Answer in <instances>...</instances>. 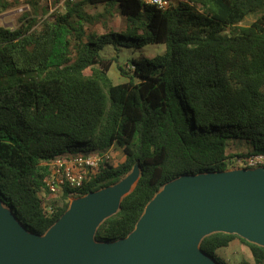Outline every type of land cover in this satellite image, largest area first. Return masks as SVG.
Wrapping results in <instances>:
<instances>
[{"label":"trees","instance_id":"trees-1","mask_svg":"<svg viewBox=\"0 0 264 264\" xmlns=\"http://www.w3.org/2000/svg\"><path fill=\"white\" fill-rule=\"evenodd\" d=\"M30 4L35 16L25 13L19 29L0 27V199L27 233L45 236L72 197L118 185L137 169L136 187L95 235L97 244L116 243L136 230L167 185L225 173L236 157L264 153V0H174L165 12L139 0H66L64 15L42 22L40 2ZM99 7L97 15L85 11ZM114 11L129 40L114 30L88 31ZM133 43L167 51L133 59L120 69L129 82L116 85L112 60L106 65L101 53ZM230 140L251 150L229 154ZM113 146L123 150L122 164L104 163L81 188L52 197L45 162ZM237 239L254 264H264V247L236 234H210L200 247L226 264L218 252Z\"/></svg>","mask_w":264,"mask_h":264},{"label":"water","instance_id":"water-1","mask_svg":"<svg viewBox=\"0 0 264 264\" xmlns=\"http://www.w3.org/2000/svg\"><path fill=\"white\" fill-rule=\"evenodd\" d=\"M244 172L176 180L148 206L136 230L113 244L96 245L95 235L105 214L120 209L124 187L76 202L75 213L65 215L47 239L0 213V264H218L200 245L221 232L264 247V169Z\"/></svg>","mask_w":264,"mask_h":264},{"label":"rangeland","instance_id":"rangeland-1","mask_svg":"<svg viewBox=\"0 0 264 264\" xmlns=\"http://www.w3.org/2000/svg\"><path fill=\"white\" fill-rule=\"evenodd\" d=\"M31 0H0V27L7 28V29H19L22 25L23 15L25 13H29L31 16L34 15V9L30 4ZM40 2V10L39 15L41 16V22L43 19H50L55 20L57 16L64 15L66 13L65 1L61 0L57 3L56 0H38ZM2 2V4H1ZM5 6V7H3ZM44 11H46V15H44ZM86 13H90L92 15H97L98 13H102L104 9L99 7L97 9L94 8H86ZM115 16L107 18H101L96 20L95 24H87V28L89 32H97L102 34L104 32H108L114 30L115 32H119L122 34L127 40L131 38L126 32V22L125 20L116 12ZM145 16V15H143ZM259 14L249 16L243 23L240 24L242 27L250 26L252 23L257 21L259 18ZM40 20V18H39ZM146 20V16H145ZM40 28V24L37 26L36 29ZM167 51V46L164 44H157V45H146V46H139L136 43L131 44V46H107L104 48L103 52L101 53L102 58L107 65L109 60H112L111 67L109 70V78L112 82L116 85L124 84L129 82V79L124 77L120 69L125 68L128 69V63L131 62L133 59H154L157 56L163 55ZM75 55L72 56V60H75ZM87 76L92 75V71L88 69L86 72ZM178 87V86H177ZM228 152L234 151L237 154L247 153L251 150V147L247 145L245 142L237 141V140H230L228 143ZM117 150H113L110 152L111 160L109 161L110 164L113 166H119L124 159V155L122 151L117 153ZM123 157V158H122ZM230 174H243L245 170H238L229 168ZM140 177L139 170H133L130 174H128L118 185L112 186L108 189L102 190V192H110L114 193L117 192L119 187H124V195L126 196L131 191L134 190L136 187V183ZM123 188V189H124ZM165 189V188H164ZM162 190V192L164 191ZM123 195V196H124ZM88 197V196H86ZM85 198V197H82ZM82 198L72 197L70 199V207L66 214V216H70L75 213L76 210V202L82 200ZM119 211V208L116 207L115 209L111 210L110 212L105 214L103 219H108L116 215ZM0 213L9 221H11L15 227L24 228L13 219L10 215L9 210L4 205H0ZM50 232V231H49ZM49 232L41 237L40 239H47ZM27 233V232H26ZM29 234V233H28ZM100 245V244H96ZM218 256L226 263V264H254V260L251 254L250 249L242 244L240 240H235L228 248L220 250L218 252Z\"/></svg>","mask_w":264,"mask_h":264},{"label":"built area","instance_id":"built-area-1","mask_svg":"<svg viewBox=\"0 0 264 264\" xmlns=\"http://www.w3.org/2000/svg\"><path fill=\"white\" fill-rule=\"evenodd\" d=\"M67 1L75 3L78 0ZM139 1L155 6L163 12L168 11L174 3V0ZM110 160V152L57 157L44 163L49 169V175L44 183L52 197L58 198L66 187L71 189L81 188L84 183L89 182L99 172L102 164L109 163ZM230 169L245 171L264 169V153L236 157Z\"/></svg>","mask_w":264,"mask_h":264},{"label":"crops","instance_id":"crops-1","mask_svg":"<svg viewBox=\"0 0 264 264\" xmlns=\"http://www.w3.org/2000/svg\"><path fill=\"white\" fill-rule=\"evenodd\" d=\"M113 150H117L118 152L117 153H119V151H122L123 152V150L120 148V147H118V146H113L112 148H110L108 151H106V152H112ZM229 154H236V152H234V151H230V152H228ZM93 154H99V153H93ZM123 155H124V159L122 160V162H120L121 164L125 161V154H124V152H123ZM123 158V157H122ZM139 180V179H138ZM138 182V181H137ZM136 185H137V183H136ZM132 192V191H131Z\"/></svg>","mask_w":264,"mask_h":264}]
</instances>
